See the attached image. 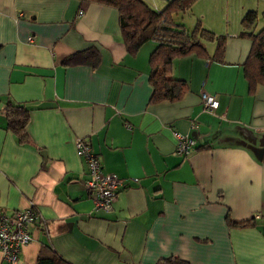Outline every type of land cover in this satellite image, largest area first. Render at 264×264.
<instances>
[{"label":"crops","instance_id":"0c3cea01","mask_svg":"<svg viewBox=\"0 0 264 264\" xmlns=\"http://www.w3.org/2000/svg\"><path fill=\"white\" fill-rule=\"evenodd\" d=\"M239 32L227 35L221 61L175 60L189 92L152 104L156 45L129 55L117 9L0 0V215L33 204L42 221L18 264H37L50 246L71 264H264V86L251 91L252 42ZM92 46L98 69L61 66ZM203 94L219 101L215 114L204 112ZM10 101L34 108V146L7 131ZM177 135L194 140L189 156L177 152ZM78 138L125 183L111 212L94 208ZM229 213L256 226L231 228ZM0 264H8L1 252Z\"/></svg>","mask_w":264,"mask_h":264},{"label":"trees","instance_id":"16d2710c","mask_svg":"<svg viewBox=\"0 0 264 264\" xmlns=\"http://www.w3.org/2000/svg\"><path fill=\"white\" fill-rule=\"evenodd\" d=\"M81 3H94L118 10L123 43L127 53L136 56L147 44L154 43L155 49L150 56V82L153 86L152 104L180 100L189 92L185 81L173 75L174 61L197 56L203 59L221 61L225 53L227 37L216 36L198 22L189 32L184 25L177 23L176 17L192 9L197 0H170L163 10L152 7L146 0H79ZM259 14L247 11L242 19L243 32L240 38L249 39L252 47L245 63V73L251 91L264 86V27L257 31ZM216 43L214 55H210L206 42ZM102 63L100 50L92 46L65 57L61 66L64 68L88 66L98 69ZM34 108L26 104L9 102L4 114L7 131L11 132L22 146H34L28 131ZM36 148V147H35ZM205 148H208L205 146ZM39 149V148H38ZM42 152V149H40ZM231 228H249L256 226V219L245 221L230 220ZM37 264H71L50 247H44ZM161 264H191L179 257L162 260Z\"/></svg>","mask_w":264,"mask_h":264},{"label":"built area","instance_id":"2783aa9c","mask_svg":"<svg viewBox=\"0 0 264 264\" xmlns=\"http://www.w3.org/2000/svg\"><path fill=\"white\" fill-rule=\"evenodd\" d=\"M83 15L84 12L80 11L79 16ZM30 42L34 43L33 37L30 38ZM201 99L204 112L215 114L219 110L220 103L215 96L203 94ZM177 137L179 138L177 152L181 156H189L195 147L194 140L187 136L177 135ZM76 150L78 156L84 160L87 166L86 187L95 210L111 212L122 187L125 185L124 181L104 171L97 154L86 139H77ZM36 224L42 225V221L33 204L12 215H0V252L8 264H18L22 249L33 241L30 228Z\"/></svg>","mask_w":264,"mask_h":264},{"label":"rangeland","instance_id":"374dc122","mask_svg":"<svg viewBox=\"0 0 264 264\" xmlns=\"http://www.w3.org/2000/svg\"><path fill=\"white\" fill-rule=\"evenodd\" d=\"M152 7L163 10L167 3L164 0H146ZM254 10L259 14L257 31L264 27V0H197L192 9L176 17L179 24L192 32L199 21L207 30L216 36L227 37L234 31L243 32L242 19L247 11ZM231 35V34H230ZM240 35V34H239ZM153 43L146 46L153 47ZM206 47L213 52L216 43L206 42Z\"/></svg>","mask_w":264,"mask_h":264},{"label":"water","instance_id":"95a60500","mask_svg":"<svg viewBox=\"0 0 264 264\" xmlns=\"http://www.w3.org/2000/svg\"><path fill=\"white\" fill-rule=\"evenodd\" d=\"M164 1H167V2H168V1H170V0H164Z\"/></svg>","mask_w":264,"mask_h":264}]
</instances>
